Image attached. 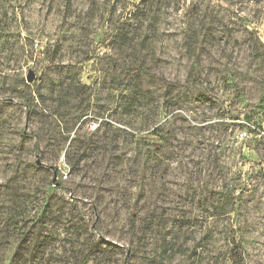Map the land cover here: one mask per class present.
I'll list each match as a JSON object with an SVG mask.
<instances>
[{
	"label": "rangeland",
	"instance_id": "1",
	"mask_svg": "<svg viewBox=\"0 0 264 264\" xmlns=\"http://www.w3.org/2000/svg\"><path fill=\"white\" fill-rule=\"evenodd\" d=\"M0 264H264V0H0Z\"/></svg>",
	"mask_w": 264,
	"mask_h": 264
},
{
	"label": "built area",
	"instance_id": "2",
	"mask_svg": "<svg viewBox=\"0 0 264 264\" xmlns=\"http://www.w3.org/2000/svg\"><path fill=\"white\" fill-rule=\"evenodd\" d=\"M96 127V124L95 123H90L89 124V128L91 129H94ZM238 136L240 137V138H244V137H246L247 136V132L245 131V130H242V131H240L239 133H238Z\"/></svg>",
	"mask_w": 264,
	"mask_h": 264
},
{
	"label": "water",
	"instance_id": "3",
	"mask_svg": "<svg viewBox=\"0 0 264 264\" xmlns=\"http://www.w3.org/2000/svg\"><path fill=\"white\" fill-rule=\"evenodd\" d=\"M34 79V72L30 69L26 75L27 82H30ZM39 162V161H37Z\"/></svg>",
	"mask_w": 264,
	"mask_h": 264
}]
</instances>
